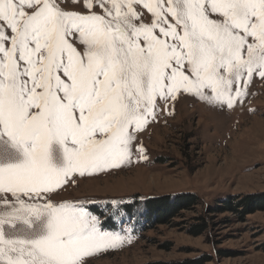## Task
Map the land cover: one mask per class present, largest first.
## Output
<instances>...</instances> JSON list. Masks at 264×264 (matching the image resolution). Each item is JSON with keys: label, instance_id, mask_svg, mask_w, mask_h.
<instances>
[{"label": "snow or ice", "instance_id": "6c2138e0", "mask_svg": "<svg viewBox=\"0 0 264 264\" xmlns=\"http://www.w3.org/2000/svg\"><path fill=\"white\" fill-rule=\"evenodd\" d=\"M254 78L264 0H0V264H89L122 245L115 203L56 197L130 162L158 108L231 110Z\"/></svg>", "mask_w": 264, "mask_h": 264}, {"label": "rangeland", "instance_id": "374dc122", "mask_svg": "<svg viewBox=\"0 0 264 264\" xmlns=\"http://www.w3.org/2000/svg\"><path fill=\"white\" fill-rule=\"evenodd\" d=\"M247 93L231 110L191 96L158 108L135 135L130 162L77 175L60 192L57 199L100 208L115 203L123 210L121 220L108 221V227L124 243L89 264L175 263L205 255L213 264H264V211L244 220L236 213H208L230 197L264 196V80L254 78ZM188 193L200 198L199 206L169 224L147 225L145 203ZM133 203H139L135 209ZM201 217L209 230L195 237L191 227Z\"/></svg>", "mask_w": 264, "mask_h": 264}, {"label": "trees", "instance_id": "16d2710c", "mask_svg": "<svg viewBox=\"0 0 264 264\" xmlns=\"http://www.w3.org/2000/svg\"><path fill=\"white\" fill-rule=\"evenodd\" d=\"M163 199V200H162ZM161 200H153L144 205V214L148 226L166 225L173 220L174 217L180 215L182 211L195 209L200 205V198L194 194H180L171 198H162ZM139 204V203H138ZM138 204L133 203L135 209ZM144 204V203H143ZM127 205V204H126ZM123 209H131L129 206H124ZM124 210V211H125ZM256 211H264V196H235L219 201L213 208H210L209 214L232 213L238 214L244 220ZM127 212V211H126ZM141 214V215H142ZM200 223L191 227L190 234L198 237L203 236L209 230L207 218H199ZM156 264H213L211 256L205 255L197 259L185 260L175 263L159 262Z\"/></svg>", "mask_w": 264, "mask_h": 264}]
</instances>
